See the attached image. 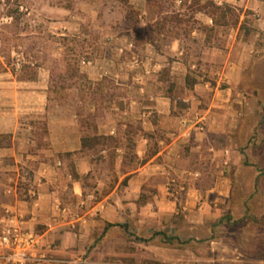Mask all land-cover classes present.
<instances>
[{
	"label": "crops",
	"instance_id": "0c3cea01",
	"mask_svg": "<svg viewBox=\"0 0 264 264\" xmlns=\"http://www.w3.org/2000/svg\"><path fill=\"white\" fill-rule=\"evenodd\" d=\"M212 1L250 11L255 52L264 0ZM142 2L138 35L92 23L103 50L78 62L72 85L44 66L14 73L0 56V223L17 217L57 258L86 264H264L211 228L246 207L227 196L243 162L236 85L256 59L205 10L200 28L171 36Z\"/></svg>",
	"mask_w": 264,
	"mask_h": 264
},
{
	"label": "rangeland",
	"instance_id": "374dc122",
	"mask_svg": "<svg viewBox=\"0 0 264 264\" xmlns=\"http://www.w3.org/2000/svg\"><path fill=\"white\" fill-rule=\"evenodd\" d=\"M147 1L158 16L151 12L147 18L158 19L156 29L161 34L189 35L192 29L201 27V20L195 18V13L205 10L218 25L224 26L225 36L237 34L242 40V47L237 51L241 56L256 59L236 85L241 107L237 140L243 162L233 173L236 175L232 177L227 196L236 206L246 202V207H235V215L226 214L211 228L212 238L222 235L220 243L226 248L249 250L264 257V42L261 38L254 40L255 52H250L253 33L249 24L255 17L249 10L218 6L212 0ZM142 3V0H0V56L10 68V63L18 69L30 67L28 73L37 70L36 63L48 67L59 84L72 85L78 62L91 59L103 50L96 44L100 32L91 28L92 23L101 19L113 27L109 31L112 36L126 29H133L132 35H138L136 27L143 22L139 10ZM167 11L176 13L164 14ZM169 24L173 31L165 30ZM191 51L197 66L196 75L201 76L206 66L195 58L200 47ZM194 80L197 81L192 78L190 83ZM222 86L227 84L222 83ZM197 242L203 245L207 242L211 246L212 241Z\"/></svg>",
	"mask_w": 264,
	"mask_h": 264
},
{
	"label": "built area",
	"instance_id": "2783aa9c",
	"mask_svg": "<svg viewBox=\"0 0 264 264\" xmlns=\"http://www.w3.org/2000/svg\"><path fill=\"white\" fill-rule=\"evenodd\" d=\"M56 243L46 244L42 235L26 229L17 217L0 223V264H86L84 261L57 258Z\"/></svg>",
	"mask_w": 264,
	"mask_h": 264
},
{
	"label": "trees",
	"instance_id": "16d2710c",
	"mask_svg": "<svg viewBox=\"0 0 264 264\" xmlns=\"http://www.w3.org/2000/svg\"><path fill=\"white\" fill-rule=\"evenodd\" d=\"M217 9H220V7H217ZM9 65V64H8ZM10 66H11V69H12V71L14 72V73H17V72H22V73H24V74H30V73H28V69H30V67H28V66H22L20 69H18V68H16V67H13V65L10 63ZM39 66H41V65H39L38 63H36L35 64V67L36 68H38ZM36 73V71H33V72H31V76L32 77H34L35 74Z\"/></svg>",
	"mask_w": 264,
	"mask_h": 264
}]
</instances>
